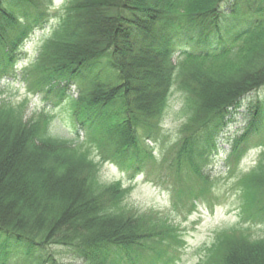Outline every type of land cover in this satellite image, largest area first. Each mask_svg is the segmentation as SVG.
<instances>
[{
	"label": "trees",
	"instance_id": "trees-1",
	"mask_svg": "<svg viewBox=\"0 0 264 264\" xmlns=\"http://www.w3.org/2000/svg\"><path fill=\"white\" fill-rule=\"evenodd\" d=\"M52 2L0 0V81L16 74L19 48L49 22ZM21 74L28 94L66 107L76 137L53 133L49 110L26 118L27 98L0 99V264H63L55 247L82 264H168L163 253L182 241L177 226L128 208L132 186L103 182L101 165L137 172L154 159L150 143L164 135L177 84L187 119L168 149L182 182L174 204L196 210L213 187L206 166L221 134L264 89V0H68ZM263 127L260 97L237 160ZM238 184L244 218L264 221V148ZM247 232L222 231L198 264H264V236Z\"/></svg>",
	"mask_w": 264,
	"mask_h": 264
},
{
	"label": "rangeland",
	"instance_id": "rangeland-1",
	"mask_svg": "<svg viewBox=\"0 0 264 264\" xmlns=\"http://www.w3.org/2000/svg\"><path fill=\"white\" fill-rule=\"evenodd\" d=\"M68 0H53L50 11L52 16L49 22L37 29L25 43L19 48V63L16 74H3L0 81L2 90L0 99L13 104L22 103L27 98L24 107L26 118H31L44 109L52 114L51 130L62 137H76L75 128L72 125L70 115L66 107L52 108L38 96L28 94L26 84L22 81L23 70L36 61L40 54L46 36H49L59 24L63 6ZM229 17L225 22H232ZM177 62V55L174 57ZM75 96L78 89L72 87ZM260 97L264 98V89L250 93L245 98L243 105L234 115L233 122L221 134L218 150L212 156L206 166V172L210 174L213 187L207 196L203 197L192 213L187 209H178L174 204V189L181 186V181H176L174 171L170 164L174 153H168V149L180 137L181 126L187 119L184 114L186 96L174 85L169 97L163 119L164 135L154 146V159L149 160L144 167L137 172L124 171L116 163L106 161L101 165L100 179L105 183L122 181L125 187L132 186L125 198L127 207L137 213H153L155 217H163L177 226L180 243L167 249L163 253V260L168 264H198L208 254V248L216 242L219 234L224 230L233 228L248 229L251 238L264 236V221L256 222L246 220L242 212L240 186L241 176L249 172L259 161L264 146V127L257 134L250 136V144H241V158L237 160L234 154L237 139L240 138L252 118V106ZM83 140V137L81 138ZM239 147V149H241ZM97 161L101 160L98 153L94 154ZM184 181V180H183ZM63 264H82L67 248L55 247ZM144 255H149L145 251ZM19 258L12 260L11 264ZM145 259L140 258L137 264H144ZM20 262V263H19ZM19 264H26L20 260ZM163 264V262H160Z\"/></svg>",
	"mask_w": 264,
	"mask_h": 264
}]
</instances>
